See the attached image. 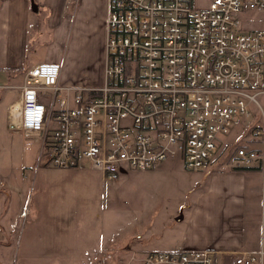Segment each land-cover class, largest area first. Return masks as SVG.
Segmentation results:
<instances>
[{
    "label": "built area",
    "instance_id": "2783aa9c",
    "mask_svg": "<svg viewBox=\"0 0 264 264\" xmlns=\"http://www.w3.org/2000/svg\"><path fill=\"white\" fill-rule=\"evenodd\" d=\"M264 0H107L104 85L63 89L59 64L40 63L18 88V127L55 169L90 167L106 184L179 158L207 170L236 117L258 109L235 165L264 170V31L251 17ZM249 125V124H247ZM210 250L150 252L142 264H215ZM263 253L234 264H263Z\"/></svg>",
    "mask_w": 264,
    "mask_h": 264
},
{
    "label": "rangeland",
    "instance_id": "374dc122",
    "mask_svg": "<svg viewBox=\"0 0 264 264\" xmlns=\"http://www.w3.org/2000/svg\"><path fill=\"white\" fill-rule=\"evenodd\" d=\"M208 2L194 0V7L205 9ZM251 19L254 29L264 31V14ZM75 24L71 23L66 39L61 41L65 43L61 51L70 61L81 62L91 35L75 32ZM30 31L28 53L40 63L47 49L44 45L52 42V38L43 25ZM6 73L8 77L18 74L9 70ZM0 76V99L4 96L0 104V211L7 210L6 197L11 199V215L16 213L17 217L15 225H5V233L0 232V264H43L50 259L46 258L49 253L57 251L65 252V264L70 263V255L76 254L90 264H141L147 253L157 251L155 247L182 226L183 222L176 221L183 217L181 209L176 210L177 200L182 198L184 206L190 205L197 179L196 174L184 169L183 163H180L182 168L175 166L178 170H171L157 180H150L143 172L125 174L126 180L119 182L117 188L106 185L101 173L90 167L55 169L48 165L46 157H40L36 143L30 149L22 137L7 128L5 107L12 102L14 105L19 93L7 90L13 84L22 85L24 75L17 76L15 81H6ZM258 101L264 108V96L258 97ZM248 111L250 117H236L232 128L238 130L226 139V147L209 165L210 170L223 171L237 166L235 150L249 143L250 126L255 122L252 119L258 116L255 106H248ZM245 124L249 125L242 127ZM172 160L179 162L177 157ZM128 175H132L131 180ZM15 187L21 192L14 190ZM15 192L18 194L14 201ZM19 196L22 216L17 205ZM34 210L38 215L30 219ZM61 244L65 248H54Z\"/></svg>",
    "mask_w": 264,
    "mask_h": 264
},
{
    "label": "crops",
    "instance_id": "0c3cea01",
    "mask_svg": "<svg viewBox=\"0 0 264 264\" xmlns=\"http://www.w3.org/2000/svg\"><path fill=\"white\" fill-rule=\"evenodd\" d=\"M33 2L37 6V13L31 10V0H0V75L2 78L4 77L6 81H15L17 76L24 75L27 70L37 64L54 63L61 67L58 85L63 89L62 96H65V89L102 88L105 82L107 0H33ZM210 2L211 0L206 7ZM71 23H76L75 32L79 30L85 35L88 33L91 35L88 49L83 54L81 62H76L75 59L70 61L68 57L62 56L61 46L65 43L61 44V41L66 39ZM37 25H43L46 33L52 38V42L44 45L47 49L41 56L40 63L34 61L33 57L29 56L31 53H28L31 50L30 29L36 28ZM8 70L18 74L8 77L6 75ZM20 86L13 84L7 91L8 93L18 91ZM0 102L3 104L4 96ZM12 103L5 107L7 128L13 129L22 137L18 129L20 120H14L17 116L18 104ZM234 130L238 128H232L231 133ZM36 144L40 157H45L39 144ZM180 163L182 164L181 160L177 164L169 160L154 170L143 173L148 175L150 180H157L171 170H178L176 167L182 168ZM128 173L141 174L127 172L122 174L117 183L106 185H114L117 188L120 185L119 182L126 180L125 174ZM192 174H196L197 179L193 183L194 196L190 205L184 206L182 198L177 200L179 205L176 206V210L178 212L181 209L183 217L179 222L183 224L175 228L171 238L157 245L155 247L157 251L153 252L210 250L217 253L215 264H234L236 254L239 253H264V170L259 166L251 168L235 166L223 171L208 168ZM132 175H128L130 180ZM14 190L21 192V189L17 187ZM17 194L15 192L14 201ZM19 200H21L20 196L17 203L18 210L21 207ZM4 202L8 206L7 210L0 211V232L3 233H5V225L12 227L17 223L16 213L11 215L9 210L11 199L7 200L4 197ZM19 214L22 216L23 211L20 210ZM37 215V211H32L30 219ZM54 248H65V244ZM46 258L50 259L43 264L51 262L65 264V252H52ZM68 258L71 259L68 264H90L78 254L70 255Z\"/></svg>",
    "mask_w": 264,
    "mask_h": 264
},
{
    "label": "water",
    "instance_id": "95a60500",
    "mask_svg": "<svg viewBox=\"0 0 264 264\" xmlns=\"http://www.w3.org/2000/svg\"><path fill=\"white\" fill-rule=\"evenodd\" d=\"M31 10L32 12L34 13H37L38 12V9H37V6L35 5V3L33 2V0H31ZM182 220V216H180L177 221H181Z\"/></svg>",
    "mask_w": 264,
    "mask_h": 264
},
{
    "label": "trees",
    "instance_id": "16d2710c",
    "mask_svg": "<svg viewBox=\"0 0 264 264\" xmlns=\"http://www.w3.org/2000/svg\"><path fill=\"white\" fill-rule=\"evenodd\" d=\"M233 170H245V169H233Z\"/></svg>",
    "mask_w": 264,
    "mask_h": 264
},
{
    "label": "bare ground",
    "instance_id": "6f19581e",
    "mask_svg": "<svg viewBox=\"0 0 264 264\" xmlns=\"http://www.w3.org/2000/svg\"><path fill=\"white\" fill-rule=\"evenodd\" d=\"M18 104V103H17ZM18 107H19V104H18ZM18 107H17V109H18ZM17 115V114H16Z\"/></svg>",
    "mask_w": 264,
    "mask_h": 264
}]
</instances>
